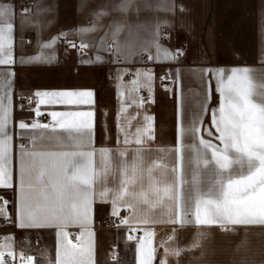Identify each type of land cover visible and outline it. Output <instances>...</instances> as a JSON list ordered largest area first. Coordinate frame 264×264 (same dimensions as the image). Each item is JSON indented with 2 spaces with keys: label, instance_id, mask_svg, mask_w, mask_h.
Listing matches in <instances>:
<instances>
[{
  "label": "snow or ice",
  "instance_id": "6c2138e0",
  "mask_svg": "<svg viewBox=\"0 0 264 264\" xmlns=\"http://www.w3.org/2000/svg\"><path fill=\"white\" fill-rule=\"evenodd\" d=\"M87 6V0H81L77 11ZM36 7L39 9V5ZM133 7L139 11L137 0H122L111 10L103 7L94 9L90 13L91 23L77 26L72 31L83 37L104 28V37L97 45V51L111 53L119 62H131L132 58L145 53L147 60L155 62L174 61L183 55L181 49L173 51L160 43V28L167 26L166 21L163 25L156 23L150 33L146 22L140 20L129 22L114 18L107 25H102V19L112 12L124 14ZM143 7L147 9L148 5ZM170 10L174 11V6ZM24 12L27 14L28 9ZM12 16V6L0 4V66L15 63ZM142 33L147 38H141ZM67 35L62 32L39 47L54 49ZM108 37L113 39L112 45L106 44ZM68 44L81 53L93 46L83 40L79 45L72 41ZM55 58L54 54L49 57L37 55L27 62H51ZM95 62L103 63V57L97 54ZM249 73L250 69L246 66L233 67L230 73H225L223 69L215 73L219 103L210 111L211 128L215 132L203 128L212 139L201 135L203 115L209 112L207 103L188 125L182 121L178 104L176 145L172 149H156L158 152L175 153L171 167L162 158L148 161L144 156L146 150L150 151L144 146L154 140L153 116L145 112L142 123L136 126L134 132L128 130L131 120L135 119L126 116L128 108L134 105L143 109L145 103L153 102V73L150 71H137L129 82L130 99H126L124 90L118 91L121 106L117 128L123 134L125 147L115 149V160L113 149L97 148L93 144L92 110L52 111L48 113L50 123L21 119L18 121L21 140L25 138V131L29 135L28 143L19 145L15 178L16 226L21 229L55 230V261L48 259L47 264H95L91 226L96 203H109L113 217H120L122 208L129 210L131 217H120V223L124 225H130V221L143 225L164 222L180 227L215 226L222 231L234 230L237 226H264V86L257 89ZM204 74H208L207 69ZM118 79V87L122 89L123 75ZM175 82L179 84L178 73ZM143 88L149 91L147 99L139 95ZM132 93L136 95L132 96ZM34 96L38 98L37 107L33 109L36 117L41 115L40 105L79 109L94 103L91 90L38 91ZM11 104L10 81L0 80V188L14 187L13 136L9 132ZM121 118L126 120V124L119 122ZM186 139H191L192 143H185ZM117 143H121L119 138ZM131 144L137 147L130 150L127 146ZM186 167L191 170V179L186 178ZM7 203L0 198V204L6 206ZM156 209H161L166 219L153 218L152 213ZM0 217L9 219L5 208H0ZM71 227L79 231L73 234L68 231ZM130 231L135 232L137 228L130 226ZM175 232L173 228L167 241H161L165 258L160 260V264H167L168 255L179 257L183 250H187L167 246L174 240ZM196 235L203 238L205 233L198 231ZM154 237L152 230L144 231L138 239L127 236L129 241L136 240L137 264H153L156 259V248L152 244ZM190 247H198V242ZM17 258L21 264H33L34 260L23 249L17 253L14 237L8 234L0 242V264H11Z\"/></svg>",
  "mask_w": 264,
  "mask_h": 264
},
{
  "label": "crops",
  "instance_id": "0c3cea01",
  "mask_svg": "<svg viewBox=\"0 0 264 264\" xmlns=\"http://www.w3.org/2000/svg\"><path fill=\"white\" fill-rule=\"evenodd\" d=\"M81 0H0V4L7 3L12 6L14 24V60L12 65L0 66V80L10 81L11 87V117L9 132L13 136L11 142V156L13 161L14 187L0 188L4 190L8 204L9 219L0 217V242L3 237L11 234L14 237V249L17 253L23 249L27 255H32L33 264H47V260L55 261V248L57 237L54 229H21L16 226L17 196L15 178L18 165L19 145L28 143V131L23 133L18 128V121L26 122L35 115L33 109L37 107L36 92H52L63 90H91L94 93V103L90 106H82L79 109L69 108L63 105H40L43 123H50L48 113L52 111L67 110H92L94 111L93 144L97 148L113 149V159H116L115 149L124 148L122 143L123 134L118 132V112L121 101L118 91L124 90L126 99H130L128 93L129 82L135 77L137 71H150L153 73L151 84L152 101L144 104L143 109H137L134 105L128 108L127 117H135L131 120L129 132H134L136 126L142 123L143 114L154 117V140L144 147L150 149L144 152L146 160L151 161L162 158L165 163L172 166L175 161L174 152H158L156 149H172L176 145L177 108L180 105L182 121L184 125L192 122L194 116L202 112L207 103L208 113L203 115L201 135L210 139L203 132V127H211L210 111L217 107L219 95L216 92L215 73L223 69L230 73L233 67H248L250 76L257 89L264 86V0H255L256 23L254 26L255 43L257 51L253 63H241L240 65H224L223 67L213 63L211 50L207 41L211 16L214 8V0H137L139 11L133 7L128 13L120 14L112 12L102 19V25H107L112 19L137 20L146 22L150 33L156 23L166 21L167 26H162L160 43L170 50L181 49L183 55L172 61L155 62L142 56L132 58L131 62H119L111 53L97 51V45L104 37L105 29L78 36L74 30L77 26L89 25L92 21L90 13L94 9L105 8L111 10L122 0H87L88 6L78 12L77 7ZM144 4L148 8L143 7ZM39 5V9H37ZM174 6L175 10H170ZM181 6L183 10L181 11ZM28 9L25 14L24 9ZM27 21H31L28 23ZM35 25V26H34ZM62 32L68 33L66 39H61L54 49H41L40 44L47 42L51 37ZM126 35V33H125ZM164 36L167 38L165 39ZM141 38H147L142 33ZM123 39V36L121 37ZM93 45L83 50L70 47L68 41L79 45L81 41ZM29 41H31L29 43ZM64 46L61 47V43ZM113 42L111 37L106 39V44ZM67 54L64 57V54ZM55 55L51 62H27L30 57L42 55L49 57ZM103 57L104 62H95L96 55ZM92 60V63L83 61ZM24 61V62H21ZM208 74L205 75V70ZM170 72L176 81L179 74V84L175 82L173 89H167L160 83V75ZM9 73H12L9 76ZM124 73H131L125 75ZM123 75V88L118 87ZM7 90V89H5ZM210 90V97H209ZM26 96L35 101V107L30 110L18 109L14 100L16 96ZM132 93V96H135ZM139 95L147 99V88L140 89ZM7 104V100H5ZM208 120V123L206 122ZM121 124L126 120L121 118ZM214 130V129H213ZM215 132V130H214ZM121 141L120 144L117 140ZM214 142V141H213ZM185 143H192L186 139ZM130 150L137 147L134 144L127 146ZM131 155V151L129 152ZM185 157L187 152L184 153ZM186 178L191 179V170L185 168ZM111 183V181H109ZM10 198V199H8ZM5 208V205L0 204ZM7 211V209H6ZM132 213L122 208L120 217H131ZM153 218L166 219L162 216V210L156 209L152 213ZM120 217L111 215L109 203H96L94 205L92 230L94 232V259L95 264H137L136 240L129 241L128 235L137 239L143 236L144 231L155 232L153 247L156 248V259L153 264H160L165 258L164 248L160 247L161 241H167L176 229L175 238L168 243L169 248L180 247L183 250L179 257L168 255L167 264H264V226H237L234 230L222 231L219 227L195 225H172L169 223H156L143 225L136 221H130V225L120 223ZM115 219L118 224L112 226ZM130 226L136 227L137 231L131 232ZM73 234L79 230L71 227L68 229ZM205 233L203 238L197 237L196 233ZM198 242V247H190ZM11 264H21L19 258Z\"/></svg>",
  "mask_w": 264,
  "mask_h": 264
},
{
  "label": "rangeland",
  "instance_id": "374dc122",
  "mask_svg": "<svg viewBox=\"0 0 264 264\" xmlns=\"http://www.w3.org/2000/svg\"><path fill=\"white\" fill-rule=\"evenodd\" d=\"M255 23V0H214L211 22L207 30V41L213 63L221 67L224 65L253 63L257 51ZM206 122L208 123V120ZM205 127L211 129L214 133L210 126ZM205 134L207 135L206 132ZM3 191L0 190V198L4 200ZM7 202L5 207L8 213L7 207H9L10 201ZM0 208L3 207L0 206Z\"/></svg>",
  "mask_w": 264,
  "mask_h": 264
},
{
  "label": "built area",
  "instance_id": "2783aa9c",
  "mask_svg": "<svg viewBox=\"0 0 264 264\" xmlns=\"http://www.w3.org/2000/svg\"><path fill=\"white\" fill-rule=\"evenodd\" d=\"M31 41H29L30 43ZM113 42H110L108 45H112ZM64 46V42L61 43V47ZM67 54L65 53L64 54V57H66ZM162 77H167L165 79H162ZM160 83L166 87L167 89H173L175 87V80H174V77L173 75L168 72V71H164L161 75H160ZM14 104L15 106L18 108V109H21V110H30L32 108L35 107V101L31 98V103H29V98L26 97V96H16L15 100H14ZM21 105H23V108H21ZM38 119L40 122L43 123V118L42 117H36L35 115L33 117H31L29 119V121H33V120H36ZM118 224V219H115V221L113 222L112 226Z\"/></svg>",
  "mask_w": 264,
  "mask_h": 264
}]
</instances>
